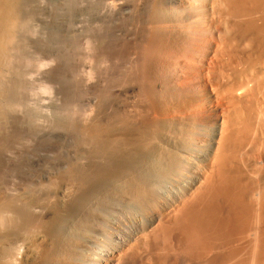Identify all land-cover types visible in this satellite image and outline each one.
Masks as SVG:
<instances>
[{
	"label": "rangeland",
	"instance_id": "374dc122",
	"mask_svg": "<svg viewBox=\"0 0 264 264\" xmlns=\"http://www.w3.org/2000/svg\"><path fill=\"white\" fill-rule=\"evenodd\" d=\"M213 1L200 0L194 6L196 2L192 1H186L188 4L186 2L166 4L163 0H20L18 11L21 19L13 29L12 34L16 35L13 36L15 39H12L13 41L10 43L12 45L8 50V58L2 61L7 66L1 63L2 70H0V161L9 164V166L3 165L0 169V194L5 191L3 188L10 184L11 187L9 188H13L12 184H15L14 176L16 175L35 174V172L36 174L51 173L52 171L55 173L61 165L65 166L69 159L75 155L74 153L78 149L77 145L80 144L77 142L79 138H83L81 141L84 142L93 138L95 140L100 139L104 143L110 142L111 145L125 139V142H140L146 147L147 152L150 151V154L156 155V160L165 159L166 162L169 160V164L165 161L161 162H165L163 164L172 170L174 168L176 171L180 170L177 172L178 175L180 174L177 179L180 181L181 188L186 184L188 185L196 175L200 176L198 178H205L202 170L209 166L204 171V174L208 175L205 181L208 180L211 171L209 173L207 170L212 169L211 163L213 168L218 166L216 170L219 172H221V168L225 167L226 172L223 173L224 169H221L222 173L219 174L221 176H218V171L215 170L214 173L216 174L212 175V179L214 175H217L218 178L216 176L215 179H217L211 181L210 176L209 180L215 184L221 182L220 185H224L228 181L226 185L227 188L229 187L228 193H230L231 198L233 197V202L237 203V206L241 205L243 208L245 205H248L249 208L250 205L253 208L257 206V210L256 208L254 210L252 208V210L259 212L263 209L262 213H264V206L259 205L260 203L264 204V194L261 192L264 191V175H260L261 173L264 174V168H262L264 166V3H262L264 0H255V2L254 0L247 2V0L246 3H243L244 0H237L243 3L236 6L243 11L242 13L239 9L237 10L241 14H237L238 12L235 11L234 5L239 4L235 3L236 0H234V5L231 3L232 0L230 2L229 0H225L226 2L221 0L224 3L218 0V3L214 1L218 6L216 3L212 4ZM250 1L252 2L250 3ZM253 2H257V5L259 3L263 5L257 6ZM166 9L168 10L166 11ZM212 21L215 22L212 23ZM193 30L200 33L197 35L199 38L194 35L197 33ZM207 30L211 31L212 34H209ZM188 31L190 34L184 36ZM203 34L210 37L208 36L207 40H203L206 39ZM190 38L191 40H189ZM195 39L197 42H194ZM151 49L154 52L149 54L152 52ZM158 51V56H156L155 53ZM138 57L141 59L140 61ZM151 58L152 60H149ZM160 60L162 61L159 62ZM144 61H147L146 64L142 63ZM156 63H159L158 67ZM138 83L140 84L138 85ZM161 84L162 86L159 87ZM140 110L141 112H138ZM73 123L75 125L72 126ZM224 125L226 128L230 126L231 128L228 129L234 131L228 132L229 135L232 134L228 138H226L227 131ZM71 126L74 129L70 128ZM218 131L224 133L222 132L219 136L220 132ZM223 134L226 137H223ZM221 137L226 138L224 139L225 142L222 141ZM229 138L230 141H228ZM219 139L222 143H228L230 146L228 144L226 146L230 149L225 147V144H223L224 147L219 145ZM170 141L172 144H169ZM84 142L81 143L83 146ZM236 145L237 147H235ZM83 146H79V149L82 150L83 155H87L88 148L85 146V150ZM219 147L223 148L219 149ZM186 149L187 152L189 151L188 153ZM221 150L227 152L223 153L224 155L231 152V156L227 155L229 158H224L222 152L220 153ZM214 151L218 154L216 159H219V155L222 154L221 156L226 161H223L222 157L220 161H216V159L213 161L214 156L217 155ZM243 155L244 157H242ZM159 156L163 158L161 159ZM253 156L254 158H252ZM232 157H234V161L231 160ZM240 157L245 158V161ZM247 157L248 159H246ZM256 158L258 159L256 160ZM210 159H213L211 163H209ZM229 159L231 160L230 164L228 163ZM241 160H243L242 164ZM246 160H248L247 163ZM215 162L222 163V166ZM233 162L235 165L233 164L232 167L231 163ZM244 164L246 168L244 174L246 175L242 173L244 175L243 181V175L239 171L245 170ZM182 166H185V170ZM228 167L229 169L234 168V171L232 169V171L226 170ZM199 169L201 174L198 172ZM65 171L66 169L60 173L66 174L67 171ZM236 171L239 172L238 176ZM183 172L188 173V175ZM227 172L231 178L227 176ZM222 174L227 176L226 179H222L225 177ZM181 178H184L183 181ZM202 178L199 180L203 181ZM223 180L226 182L223 183ZM236 182L238 185L241 184L238 186ZM250 182L252 184H249ZM204 184L203 186L200 184V189H195V193L196 190L197 192L204 191ZM248 184L249 186H247ZM255 185L257 186L256 190L253 189ZM234 186L238 187L234 188ZM243 187L247 191L243 190ZM229 189L232 193L236 191L235 195L238 193H242V195L238 194L236 199L229 192ZM233 189L235 190L233 191ZM237 191L239 192L237 193ZM256 192L260 194L258 197ZM192 193L186 194L183 200L187 201L192 198L190 197ZM2 196L1 194V199ZM248 197L253 199L248 200ZM258 198L262 201L260 202ZM220 200L222 203L224 197ZM237 200L242 201L243 205ZM250 200L253 201L251 204ZM53 202L52 204L55 205ZM233 204L230 203L231 209ZM167 212L170 213L167 214ZM167 212H165L164 218L167 217L169 220L172 211ZM164 218L162 223L167 220ZM168 223L163 224L168 225ZM38 227V222H35L30 227L32 233L29 229L30 232L28 231L29 234L26 236L30 241L24 237L26 240H23L19 245L23 253V255L20 253V256L22 255L19 258L20 261L22 258L27 259L30 254V256L34 254L37 256L36 253L38 252L39 256H43L44 258H42L51 264H90L91 260L87 255L83 254L79 257L67 249V252L64 251L53 235ZM238 234V231L233 233V242H228L229 240L225 239L224 243L217 244L220 247L217 245L212 247L213 252H211L212 249H208V255L205 259L212 257V259H218L220 264H264V260L261 261L256 256L254 258L253 255L246 252L231 255L235 258L229 256L228 253L232 252L233 249L235 250L236 247L241 248L243 246L242 248L249 249L246 247L248 235L246 234L237 240L238 238L235 237L240 236ZM43 236L44 238H41ZM164 238L167 239L166 236ZM166 239L162 240L161 238L164 242ZM22 243L26 250L21 248ZM229 243L232 245H228ZM226 248H229L227 249L228 252ZM35 250H37L36 253ZM142 252L145 253V250ZM209 252L211 253L209 254ZM46 254L48 255L45 256ZM118 254L112 255V257L118 259ZM224 256L227 258L225 259ZM228 260L230 262H227ZM184 261L183 258H179L178 264H186ZM225 261L226 263H224ZM128 263L129 261L123 264Z\"/></svg>",
	"mask_w": 264,
	"mask_h": 264
},
{
	"label": "bare ground",
	"instance_id": "6f19581e",
	"mask_svg": "<svg viewBox=\"0 0 264 264\" xmlns=\"http://www.w3.org/2000/svg\"><path fill=\"white\" fill-rule=\"evenodd\" d=\"M19 1L20 0H0V68L2 66L1 63H4L2 61L6 60V58H8L7 57L8 50L12 45V44L10 45V43H12V41L15 39V38L13 39V36L16 35V34H12L13 29L19 24L20 19H21L20 15H19L20 12L18 11V5L20 3ZM163 1H165L166 4L167 3H169V4L175 3L176 4V3H184L186 1H189V2L192 1L194 3L196 2L195 4L193 3L194 6H196V4H198L200 2V0L199 1L198 0H163ZM201 1H204V0H201ZM214 1H217V0H214ZM218 1L220 2L221 0H218ZM218 1H217V3H218ZM223 1L226 2L227 0L226 1L223 0ZM230 1L231 0H229V2ZM232 1H233V2H231L232 5H234L235 3H239V4L234 5L236 8L235 11L238 12L237 14H239L240 13L239 11H241V10H240V8H237L236 6L243 4L247 0H244L243 3L242 2L240 3L237 0H236L237 2H235V3H234V0H232ZM213 2H212V4L216 3V2H214V3ZM224 2H222V3H224ZM247 2H249V0ZM251 2L252 1H250V3ZM254 2H255V0H254ZM257 2L254 4L257 5ZM186 3L188 4V2H186ZM217 3H216V5H217ZM262 3H264V1ZM259 4H261V3H259ZM259 4L257 6H260ZM153 5L156 6V4H154V3H153ZM261 5H263V4H261ZM234 6H232V7L234 8ZM241 6H243V5H241ZM244 7H243V9H244ZM147 8L150 9V7H147ZM191 8L193 9V7H191ZM238 9H239V11H237ZM126 10L129 11L128 9H126ZM167 10L168 9H166V11ZM123 12H125V10ZM232 12H230V13L232 14ZM241 12L243 13V11H241ZM217 13H219V12H217ZM144 16H146V15H144ZM197 16H199V15H197ZM192 17H193V15H192ZM204 17H202V18H204ZM134 19H136V18H134ZM197 19H199V18L197 17ZM143 20H145V19L143 18ZM137 21H138V19H137ZM198 21H200V20H198ZM213 22H215V21H212V23ZM153 29H155V28H153ZM157 29H155V30H157ZM185 29H187V28H185ZM190 29H188V30H190ZM196 30H198V29H196ZM190 31H192V30H190ZM194 31L195 30H193V32ZM207 31H209V30H207ZM179 32H180V28H179ZM179 32H177V33H179ZM199 32H201V31H199ZM188 33H189V31L184 36H187ZM208 33L210 34L211 31H209ZM150 34H151V31H150ZM199 34L200 33H197L194 35L197 36ZM205 34H207L206 31H205ZM196 36H194V38ZM203 36H205V35L203 34ZM208 36L209 35L205 36L206 39H203V40H207ZM153 37H154V35H153ZM184 38L187 39L186 37H184ZM191 38L189 40H191ZM137 40H138V38H137ZM154 42L156 43V41H154ZM194 42H197L196 39L194 40ZM206 42H208V41H206ZM146 43H148V42H146ZM151 43H152V41H151ZM148 48H150V47H148ZM159 48H160V46H159ZM155 49H158V48H155ZM151 50H152V52H150L149 54L154 52L153 49H151ZM135 52H138V51H135ZM158 53H159V51L157 53H155V54H157L156 56H158ZM131 54H132V52H131ZM139 54H141V53H139ZM139 56H141V55H139ZM167 56H169V55H167ZM9 57L12 58L11 55H9ZM152 58H154V57H152ZM152 58L149 60H152ZM129 59L131 60L132 58H129ZM134 59H135V57H134ZM138 59H139V57H138ZM164 59H162V60H164ZM140 60L141 59H139V61ZM145 60H146V58H145ZM154 60H156V59H154ZM162 60H160L159 62H161ZM145 62H147V61H144L142 63H145ZM158 64L156 63L157 67H158ZM3 65L7 66V65H5V63ZM151 68H152V66L150 67V69ZM176 69H178V68H176ZM0 70H2V68ZM138 70H140V69H138ZM162 70H164V69H162ZM154 71H156V70H154ZM175 72H176V70H175ZM154 75H155V73H154ZM134 77L137 79L136 76H134ZM145 77H146V75H145ZM152 77H153V75H152ZM128 79H129V77H128ZM134 79H132V80H134ZM164 81H166V80H164ZM139 84L140 83H138V85ZM145 85H146V83H145ZM157 86H159V85H157ZM161 86H162V84L159 87H161ZM153 87L155 88L156 86H153ZM142 95H144V94H142ZM138 112H141V110ZM137 120H138V118H137ZM230 121H231V119H230ZM222 123H224V122H222ZM230 123H232V122H230ZM246 124H248V123H246ZM73 125H75V124L73 123L72 126ZM232 125L233 124H231V126ZM72 126L70 128H73ZM222 126H223V124H222ZM224 127H225V130L227 131V133L230 131L234 132L233 129L232 130L228 129L230 126L229 127L227 126V128H226V125H224ZM224 127H222V128L224 129ZM76 130H77V128H76ZM225 130H224V132H225ZM131 131H132V129H131ZM220 131H218V132H220ZM142 132H144V131H142ZM222 132H220L219 136L221 135ZM232 132H230V133H232ZM227 133H226L227 137L224 136L225 134H223V137L228 138L230 135H232V134L229 135V133L227 135ZM239 134H241V133H239ZM250 136H252V135H250ZM137 137H138V135H137ZM223 137H221L222 141L224 139H226V138L223 139ZM237 137H238V135H237ZM230 138L228 141L231 140ZM256 138H257V136L255 137V139ZM81 139H83V138H79L77 141L80 144L77 145L78 149L74 153L75 155L71 159H69L68 163L65 166L61 165L60 169H57V171H55V173H53L54 171H52L51 173L36 174V172H35V174L31 173V174L16 175V176H14L16 181L13 180L15 182V184H12L13 188H9V187H11L10 186L11 184L9 186L5 185L7 187L3 188V189H5V191L1 193L3 195L2 199L0 198L1 199L0 200V202H1V205H0V264H51L49 261L44 260L43 256H42L43 258L41 256H39L38 252L36 253L37 250H35V253L37 254V256L35 254L30 256L31 255L30 254V255H28L29 257H27V259L22 258L21 261L19 260V258L23 255L21 249L19 248V245L21 244V242L23 240L28 239L26 236H28V234L30 232L29 229L35 222H38L39 227L42 230H44L46 233L53 235V237L56 239L58 244L60 246H62L61 248H63L64 251H66V249H67V251H69L71 253H75V255L79 256V257L82 256L83 254H85L91 260L90 264H123V263H126L128 261H129L128 264H130V263H132V264H144V263L145 264H178L179 258L180 259L183 258L185 260L184 263H186V264H218V263L220 264V261L218 259H212V257H211V259L206 260L205 257H206V255H208V251L210 249H212V247H214L217 244L224 243L223 241L225 239L229 240L228 242H230V241L233 242L234 235H237V234L233 235V233L236 231H238L239 232L238 235H240V236L235 237V238H238L237 240H239L240 237H243L246 234L248 235L249 238H248L246 247H249V249L242 248L243 246H241V248L236 247L235 250L233 249L232 252L228 253V254H230L229 256H231V255L234 256L235 254L246 252L249 255H253L254 258L256 256L257 259L259 258V260H261V261L264 260V213H262L263 209L259 212H257V211L254 212L253 211L254 208L257 207V206L256 207L254 206L255 204L253 205L254 208L251 207L252 205H250V208L248 205H245V208H243V206H241V205L237 206V203L233 202L234 201L233 197L231 198L229 195L230 193H228L229 187L227 188V186H226L228 181L226 182L225 180H223V183L226 182L224 185H220V184H222L221 182H219L217 184H215V182L212 183L211 181H214L218 178V176H221V175H219L220 173H222L221 169L225 168V167L221 168L220 169L221 172L216 170V168L218 166L216 168L215 167L213 168V164L211 163L213 159L212 160L210 159L211 161L209 163H211L212 169H214V170H212V169L207 170V171H209V173L211 171V175H209V178L211 176V181L209 180V178H208V180L206 179V181H205V178H207L208 175L204 174V171L206 170V168L208 169V167H209L206 164L208 167H205L204 170H202L203 171L202 174L204 175V176L203 175L202 176L205 178L201 177L202 179H204L203 180L204 183L206 182L205 184L203 183L205 185L204 186L205 190L203 189L204 191H200V192H197V190H196V193H195V191H194L195 189H198V190L200 189L199 188L200 184H201V186H203V184H202L203 181L202 180L200 181L199 179H201V178H198L199 175L198 176L196 175V177L193 180H191V181L189 180L190 183L188 185L186 184L187 186L184 183L185 186L183 188H181L182 186H180V184H179L180 181H178V179H177L178 177H180L179 176L180 174L178 175V173H177L180 170L178 169L176 171L175 168L172 170L171 168L165 166V164H163L166 162L165 159L161 160V161H165V162H161V161H159V159H157L158 160L157 161L156 155H154V153L150 154L149 153L150 151L147 152L145 150L146 147L141 145L140 142L139 143L137 142L138 144L137 143H130V142H125V139H124L123 141H121L119 143H115L114 145L113 144L111 145L110 142L104 143V142L100 141V139L95 140L93 138L94 140L91 139V140H87L86 142L81 141ZM128 140L130 141V139H128ZM172 141H170L169 144ZM228 141L226 140V142H228ZM83 142L85 143L84 146H83V144H81ZM224 142H225V140H224ZM224 142L222 143L220 140V142H218V143H220L219 145L223 146V144H225ZM240 142L242 143V141H240ZM107 143H109L110 145H108ZM146 144H147V142H146ZM227 144H225L224 146L225 147L230 146L229 144H228V146H226ZM173 145H174V143H173ZM241 145H243V143ZM79 146H83L84 148L86 146L88 148V153L85 151L86 148H85V150H83V151H85V153H87V155H83L84 153H82V150L79 149ZM147 146H148V144H147ZM180 147H181V145H180ZM235 147H237V145ZM250 147H251V145H250ZM155 148H156V146H155ZM182 148H183V146H182ZM217 148H218V146H217ZM220 148L221 147H219V149ZM157 149H158V147H157ZM179 149H181V148H179ZM212 149H214V148H212ZM215 149H216V146H215ZM206 150H208V149H206ZM176 151L178 153V149ZM215 151L217 152V150H215ZM186 152H187V149H186ZM221 152H222V150L220 151V153ZM177 153H176V155H177ZM223 153H227V152L226 151L224 152V150H223L222 154ZM263 153H261V156H263L262 155ZM173 155L174 154H172V156ZM185 155H186V153H185ZM207 155H209V154H207ZM221 155H219L220 156L219 159H216V158H218V154L216 155V157L214 156L213 161H215V159H216V161L217 160L220 161V159L222 157ZM227 155H229V157H230L231 152H230V154H227ZM227 155L225 154L224 158L228 157ZM181 156H183V155H181ZM235 156L236 155L234 154V157ZM240 156H241V154H240ZM234 157H232L231 160L234 161V159H233ZM242 157H244V155ZM242 157H240V158H242ZM258 157H260V156H258ZM224 158L222 157L223 161L224 160L226 161V159H224ZM252 158H254V156ZM168 159H170V158L168 157ZM246 159H248V157ZM257 159L258 158H256V160ZM189 160H190V158H189ZM231 160L228 162L229 164H230ZM243 160L245 161V158ZM243 160H241V164H242ZM168 161L169 160H167V162H166L167 164H169ZM208 161H209V159H208ZM219 161H218V163H219ZM247 161L248 160H246V163H247ZM252 161H255V160H252ZM261 161H260V163L262 164ZM177 162H179V161H177ZM180 162L182 163V161H180ZM205 162H206V160H205ZM205 162H203V163H205ZM36 163H38V162H36ZM218 163H216V164H218ZM223 164H225V163H223ZM231 164L233 167L234 162ZM238 164H239V162H238ZM3 165L9 166V164H6V163L0 161V169ZM187 165H189V164H187ZM218 165L222 166V163L218 164ZM31 166H34V165H31ZM214 166H216V165H214ZM225 166H227V165H225ZM182 167H184V170H185V166H182ZM229 167H230V165H229ZM229 167L226 168V170L232 171L234 169V168L229 169ZM253 167H255V166H253ZM253 167H252V169H253ZM262 168H264V166ZM65 169L68 173L65 171L66 174H61L62 170H65ZM244 169L245 170L244 171L242 170L243 171L242 172L238 168V170H240L239 172H241L240 174H242V173L244 174V172L246 173L245 164H244ZM215 170L218 171L219 173L217 172L218 176L214 175V177H213L214 180H213L212 175L216 174V173H214ZM255 170H256V168H255ZM46 171H48V170H46ZM198 172L200 173L201 170ZM224 172H226L225 169H224L223 173ZM237 172L238 171H236V174L238 176L239 172L238 173ZM192 173H194V172H192ZM230 173L232 174L233 172H230ZM247 173H249V172H247ZM260 173H261V171H260ZM249 174L247 175V177L249 176ZM185 175H188V173ZM222 175H223V177L225 176L224 174H222ZM244 175H246V174H244ZM244 175L242 176L243 181H244V178H243ZM250 175H252V174H250ZM260 175H264V174L261 173ZM216 176H217V178L215 179ZM227 176H230L229 173ZM227 176H225L224 178H222V177H219V178L226 179ZM255 176H256V174H255ZM261 177H263V176H261ZM184 178H181L182 181ZM230 178H231V176H230ZM188 179H190V178H188ZM227 179H229V178H227ZM237 179H239V178L237 177ZM253 179H257V178H253ZM259 179H261V178H259ZM239 180H237V181H239ZM229 182H230V180H229ZM251 182H253V181H251ZM251 182L249 184H252ZM257 182H262V181H257ZM186 183H188V182H186ZM249 184L247 186H249ZM236 185H238L237 182H236ZM263 185H264V183H263ZM228 186H229V184H228ZM253 186H254V184H253ZM237 187L234 186V188H237ZM256 187L257 186L255 185V188H253V189L256 190ZM259 187H261V186H259ZM230 188L232 189V187H230ZM242 189L247 191V189H244V187ZM257 189H259V188H257ZM201 190H202V188H201ZM234 190L235 189H233V191ZM246 191H244V192H246ZM248 191H250V190H248ZM229 192H231V190ZM238 192L239 191H237V193ZM240 192H241V190H240ZM261 192H262V194H264V191H261ZM188 193H192V196H190L192 198H189V200H187V201L183 200L185 195ZM235 193H236V191L234 193H232L233 196H235V198H236V196H238V194L242 195V193H238L237 195H235ZM256 193H257V197H258L259 193L258 192H256ZM249 194H250V192H249ZM253 194H254V192H253ZM244 196H246V195H244ZM244 196H242V197H244ZM253 196H255V195H253ZM222 197H224V201L221 203L220 199ZM249 199H251V198L248 197V200ZM240 200H242V199H240ZM240 200H237V201L242 204L243 200L242 201H240ZM251 200H250V204L253 202V201L251 202ZM259 200H260V202L262 201L261 199H259ZM53 201L55 202V205L52 204ZM244 202H245V200H244ZM230 203L231 204L234 203L232 209L230 207L231 206ZM248 203H249V201H248ZM235 204H236V207H239V209H236V207L234 208ZM259 205L264 206V204H261V203ZM252 208H253V210H252ZM260 208H262V207L260 206ZM257 209L258 208H256V210ZM167 211H172V216L170 217L169 220L167 219L166 216L170 212H167ZM165 212H167V214L165 216L166 218H164ZM242 214H244V216H242ZM47 217H49V218L47 221H45ZM163 218H164V220L167 219L166 222L164 221L163 223L169 222L168 225H165L162 223ZM155 224H157V227H155ZM31 233H32V230H31ZM42 234L44 235V233H42ZM30 235L32 236V234H30ZM37 235L40 236L39 233H37ZM165 236L167 237V239L164 238ZM24 237L26 239H24ZM35 238L37 239V237H35ZM41 238H44V236ZM161 238H162V240L166 239L167 242L162 241ZM30 239H31V237H30ZM36 239H34V240H36ZM41 241H43V240H41ZM168 241H169V243H168ZM29 243H27V244H29ZM33 243H31V244H33ZM48 244H50V243H48ZM228 245H232V244L229 243ZM233 245H234V243H233ZM35 246H37V245H35ZM207 246H208V248H207ZM217 246L220 247L219 245H217ZM21 248H23V243H22ZM227 249H229V248H226V250ZM23 250H26V249L23 248ZM39 250H40V248H39ZM143 250H145V253L142 252ZM28 251H30V250H28ZM33 251H31V252H33ZM218 251H219L218 253H220V250H218ZM224 251H225V249H224ZM119 252H122V253L118 254ZM211 252H213V249ZM211 252H209V254ZM227 252H228V250H227ZM20 253H22L21 256H20ZM24 254H25V252H24ZM116 254L119 255L118 259H116L115 257L114 258L112 257V255L116 256ZM47 255L48 254H46L45 256H47ZM213 255H214V253H213ZM221 255H222V253H221ZM217 257H218V255H217ZM226 258L227 257H225V259ZM231 258H235V257L231 256ZM57 259H58V257H57ZM81 261H82V259H81ZM146 262H148V263H146ZM227 262H230V261L228 260ZM78 263H80V262H78ZM224 263H226V261Z\"/></svg>",
	"mask_w": 264,
	"mask_h": 264
}]
</instances>
